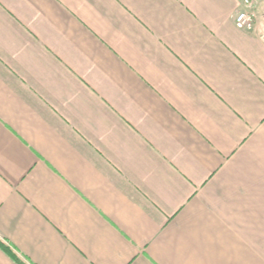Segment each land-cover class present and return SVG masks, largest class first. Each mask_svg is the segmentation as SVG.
<instances>
[{"label": "crops", "instance_id": "1", "mask_svg": "<svg viewBox=\"0 0 264 264\" xmlns=\"http://www.w3.org/2000/svg\"><path fill=\"white\" fill-rule=\"evenodd\" d=\"M0 0V264H264V0Z\"/></svg>", "mask_w": 264, "mask_h": 264}, {"label": "built area", "instance_id": "2", "mask_svg": "<svg viewBox=\"0 0 264 264\" xmlns=\"http://www.w3.org/2000/svg\"><path fill=\"white\" fill-rule=\"evenodd\" d=\"M257 5L255 0H243L242 9L235 18V25L240 30L252 31L257 20Z\"/></svg>", "mask_w": 264, "mask_h": 264}, {"label": "trees", "instance_id": "3", "mask_svg": "<svg viewBox=\"0 0 264 264\" xmlns=\"http://www.w3.org/2000/svg\"><path fill=\"white\" fill-rule=\"evenodd\" d=\"M0 246L4 249L5 252H7L15 261H19L17 256L10 250V248L5 247L3 244L0 243ZM21 264V263H20Z\"/></svg>", "mask_w": 264, "mask_h": 264}]
</instances>
